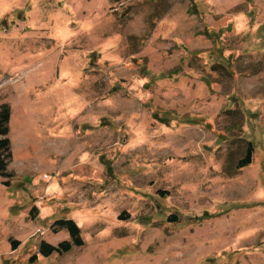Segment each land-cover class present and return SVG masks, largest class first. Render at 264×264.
<instances>
[{"label":"rangeland","instance_id":"1","mask_svg":"<svg viewBox=\"0 0 264 264\" xmlns=\"http://www.w3.org/2000/svg\"><path fill=\"white\" fill-rule=\"evenodd\" d=\"M2 103L0 264H264V0H0Z\"/></svg>","mask_w":264,"mask_h":264},{"label":"trees","instance_id":"2","mask_svg":"<svg viewBox=\"0 0 264 264\" xmlns=\"http://www.w3.org/2000/svg\"><path fill=\"white\" fill-rule=\"evenodd\" d=\"M10 119H11V107L8 103L0 104V175L7 178L5 184L10 186V179L12 173L8 171V164L12 159L13 153L11 148L10 133ZM254 152L253 144H249L245 158L240 162L239 167H245L252 162ZM169 220L176 221L177 216L172 214ZM57 229H67L70 234V239L61 241L58 245H54L45 240H42L39 245V252L48 257L53 253L64 254L69 252L75 246H82L84 239L81 234V227L73 218H60L55 221ZM14 248H17V242L14 243ZM37 258V255H33L30 260L33 261Z\"/></svg>","mask_w":264,"mask_h":264}]
</instances>
